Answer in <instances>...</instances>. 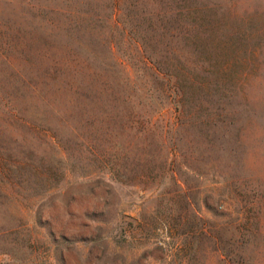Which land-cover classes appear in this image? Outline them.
Returning a JSON list of instances; mask_svg holds the SVG:
<instances>
[{
  "label": "rangeland",
  "instance_id": "374dc122",
  "mask_svg": "<svg viewBox=\"0 0 264 264\" xmlns=\"http://www.w3.org/2000/svg\"><path fill=\"white\" fill-rule=\"evenodd\" d=\"M262 6L0 0V264H264Z\"/></svg>",
  "mask_w": 264,
  "mask_h": 264
},
{
  "label": "trees",
  "instance_id": "16d2710c",
  "mask_svg": "<svg viewBox=\"0 0 264 264\" xmlns=\"http://www.w3.org/2000/svg\"><path fill=\"white\" fill-rule=\"evenodd\" d=\"M262 3L263 6L260 8L261 10L256 13L255 26L252 27L251 33L245 36V40L247 41L245 54L246 59L248 58L249 61L255 59L256 56L264 52V0H262ZM260 46L263 51H261Z\"/></svg>",
  "mask_w": 264,
  "mask_h": 264
}]
</instances>
